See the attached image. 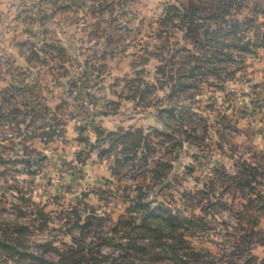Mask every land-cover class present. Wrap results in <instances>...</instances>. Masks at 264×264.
I'll list each match as a JSON object with an SVG mask.
<instances>
[{
    "label": "rangeland",
    "instance_id": "374dc122",
    "mask_svg": "<svg viewBox=\"0 0 264 264\" xmlns=\"http://www.w3.org/2000/svg\"><path fill=\"white\" fill-rule=\"evenodd\" d=\"M0 264H264V0H0Z\"/></svg>",
    "mask_w": 264,
    "mask_h": 264
},
{
    "label": "crops",
    "instance_id": "0c3cea01",
    "mask_svg": "<svg viewBox=\"0 0 264 264\" xmlns=\"http://www.w3.org/2000/svg\"><path fill=\"white\" fill-rule=\"evenodd\" d=\"M75 120V119H74ZM75 122V121H73ZM100 125L104 128V129H108V130H114L119 126V119L115 118L114 116L111 117L110 119L103 117L100 118ZM75 124L76 123H70V125L67 126V129L69 131V133L73 132L75 130ZM70 135V134H69ZM106 162V161H104ZM104 166V165H103ZM106 168V167H105Z\"/></svg>",
    "mask_w": 264,
    "mask_h": 264
}]
</instances>
